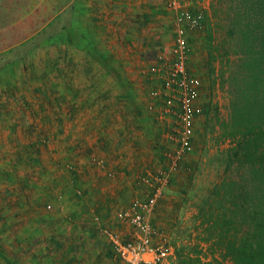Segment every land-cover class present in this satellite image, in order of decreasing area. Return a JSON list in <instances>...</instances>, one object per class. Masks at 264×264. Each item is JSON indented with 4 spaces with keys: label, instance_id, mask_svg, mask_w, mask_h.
<instances>
[{
    "label": "rangeland",
    "instance_id": "374dc122",
    "mask_svg": "<svg viewBox=\"0 0 264 264\" xmlns=\"http://www.w3.org/2000/svg\"><path fill=\"white\" fill-rule=\"evenodd\" d=\"M101 2L0 0V264H46L48 252L51 264H62L70 243L75 255L101 256L92 262L126 264L109 235L131 239L136 228L128 216L156 190L146 215L151 243L169 246L161 264H175L173 244L196 239V202L222 172L220 150L230 142L220 138L216 117L228 115L221 80L228 66L216 60L210 73L204 30L191 33L187 59V71L200 79L195 103L202 112L192 151L175 160L178 102L166 103L175 93L166 89L164 69L173 59L174 16L162 51L147 52L144 68H122L130 79L113 84L105 63L80 45L85 14ZM210 5H200L205 15ZM95 119L100 129L92 133Z\"/></svg>",
    "mask_w": 264,
    "mask_h": 264
},
{
    "label": "trees",
    "instance_id": "16d2710c",
    "mask_svg": "<svg viewBox=\"0 0 264 264\" xmlns=\"http://www.w3.org/2000/svg\"><path fill=\"white\" fill-rule=\"evenodd\" d=\"M210 9L206 64L211 74L216 60L228 66V115L216 118L230 145L220 150L221 174L196 202V239L173 244L175 264H264V0H211Z\"/></svg>",
    "mask_w": 264,
    "mask_h": 264
},
{
    "label": "crops",
    "instance_id": "0c3cea01",
    "mask_svg": "<svg viewBox=\"0 0 264 264\" xmlns=\"http://www.w3.org/2000/svg\"><path fill=\"white\" fill-rule=\"evenodd\" d=\"M164 1L165 0H112L108 2L107 0H103L96 9L85 14V20L83 24H81L83 28L86 27L83 29L84 38L82 44H80L81 50L91 55L93 59L97 58L105 63L111 74L108 81L109 83L114 84L118 80L122 82L121 79L128 81L130 79L129 72H124L122 68H131L132 65H135L134 67L137 69L138 67L139 69H141V67L144 68L147 65V52L153 48H159L158 53L162 51L164 48L163 44H165L167 40L166 31L170 30L169 27H172L170 26L171 21L169 18L173 19L174 16V11L164 7ZM181 1L183 5L188 7L191 11L197 10L196 4L192 1ZM85 36L88 37L85 38ZM189 39L191 43L194 39V35L190 34ZM190 63H192V57L189 59V65ZM98 76L99 74L97 77ZM90 78L93 80L96 77ZM99 121L96 119L95 122L92 121L94 123L91 126L92 133L99 131ZM77 127H79V125H77ZM82 129H84V127H82ZM82 139L84 141L83 137ZM99 139L98 137L97 140L99 141ZM105 141V144H108L109 149H111L113 146L110 144L111 141L108 139H105ZM88 144L91 145L89 141ZM111 157L113 156L109 155V157H107L108 170L111 169L110 164L113 162ZM132 165L134 166V162ZM89 194L88 192V195ZM103 196H105V194L102 196L99 195L98 198ZM89 197L92 199L91 195H89ZM92 200L94 203V199ZM83 212L86 211L84 210ZM71 245L73 246V244L70 243L67 247H63V249L66 250V257L63 259L60 258L63 260V263L99 264L98 262H92V258L95 256L100 259L101 256L95 253L91 254L89 251L75 255L70 249ZM68 249H70V252ZM61 254L59 252V255ZM53 256L55 257V253ZM52 259L53 257H51L48 252L45 256L46 264H51L53 261Z\"/></svg>",
    "mask_w": 264,
    "mask_h": 264
},
{
    "label": "built area",
    "instance_id": "2783aa9c",
    "mask_svg": "<svg viewBox=\"0 0 264 264\" xmlns=\"http://www.w3.org/2000/svg\"><path fill=\"white\" fill-rule=\"evenodd\" d=\"M190 1L197 5L203 3V0ZM166 6L174 11V27L176 28V39L171 48L173 59L169 61L171 64L164 68L169 74L166 89L175 93V95L170 93L166 95V103L172 106L174 104H172V99L178 102V146L174 156L176 160L192 151L194 118L201 115L202 112V108L195 103L196 98L199 97L200 79L187 71V59L190 34L204 29L205 6H200V9L191 11L182 4L181 0H166ZM161 69L154 68L153 70L157 72ZM157 193H159L158 190L152 194L153 196L135 204L133 214L129 216L124 214V216H128L130 223L136 228L131 239L123 241L117 234L109 235L114 252L126 264H161L164 259L172 254L169 246L163 243H151V229L146 220V215L152 212Z\"/></svg>",
    "mask_w": 264,
    "mask_h": 264
}]
</instances>
